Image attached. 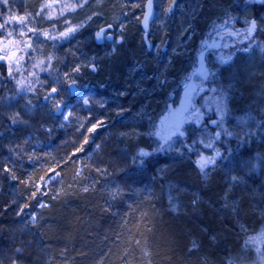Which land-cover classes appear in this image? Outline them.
Listing matches in <instances>:
<instances>
[{"label": "rangeland", "instance_id": "1", "mask_svg": "<svg viewBox=\"0 0 264 264\" xmlns=\"http://www.w3.org/2000/svg\"><path fill=\"white\" fill-rule=\"evenodd\" d=\"M146 1L9 0L8 5L1 7L2 9L11 10V13L15 15L23 16L26 13H30L29 23L32 26L44 27V32H48L52 37H58L59 33L66 31L69 27L82 25L67 39L58 38L53 40L44 36L39 37V39L34 38L37 41L34 40L33 53L28 56L27 54L21 56L19 53L17 57H23L19 64L28 62V68L23 70L21 74L26 73L30 77L28 79V77L22 75L24 84L16 89V95L6 107L7 117L6 121L3 122L6 125L3 127V123L0 124V161L7 160L6 153L10 149L13 155L20 156L24 152L21 146L23 140L33 138L34 143L37 145L31 149L30 156L27 158V162L30 165L28 169L25 168L28 177L24 181H20L22 183H17L15 180V187H13L15 193H12L14 198L21 191L24 193L27 191L32 196L30 199L41 197L39 201L44 202L42 198L49 191V187L51 189V186L52 188L56 186L55 183L58 181L59 174L56 169H53L54 164H49L58 158L52 139L57 140L56 133H58V130L64 127L68 128V124L72 126H74V123L80 126L82 124L86 125L85 129L83 127L81 129L87 131L92 124L96 123V120L104 121L103 126L98 127L92 133L87 131L84 134V138L80 136L73 145V147L79 148L83 144L85 137H90L88 143L83 144V151L78 152L79 162L77 163V170H79L80 175L88 167L89 171L93 170L96 173L98 172L97 169L105 170L107 174H104L103 177L107 175L114 177L119 174L120 167L126 166L131 172L135 166L139 165L138 161L135 160L134 153L141 146V142H139L141 137L145 139L144 135L151 131L156 116H153L155 110L149 105L150 103L135 101L137 96L150 98L154 94L159 97V90L162 88L160 84L164 80L166 84L176 87L180 76L185 75L195 62L194 55L196 51L200 50V38L197 34L202 29L204 30L206 26L210 24L216 25L217 22L202 21L199 18L201 15L194 14L200 6L217 4L214 0H175L171 11H168V7L169 4L173 3V0H153L155 16L150 24L147 37L144 39L145 31L140 26L145 12ZM231 3L236 8L237 20L244 25L240 24L238 28H229L228 26L219 28L216 36L210 40L212 41L210 45L201 54H197V65L199 68L201 66V68L195 73L192 72L191 80L193 82L191 87L189 82L187 91L179 97L182 103L180 105L181 109L177 110V112L181 113V115L187 114L184 122V131L189 134L192 146L204 149L206 154H210V149H217V145L224 137L234 140L236 143L238 142L237 149L229 151L222 164L224 169H228L229 181L230 184H233L238 181L253 182L254 179L261 177L264 179V37L260 36V30L252 33L249 38H245L247 34L244 32L247 27L245 21L251 20V14L256 11V8L263 10L262 14L255 19H257L258 28L264 29V7L260 6L263 4L260 0H245L242 3L232 0ZM80 4H83V7H73ZM188 4L189 8L186 7ZM96 11L99 15H97ZM190 11L192 12L190 13ZM93 20L98 21L97 24L93 23ZM108 24L113 26L110 31L114 37L107 39L105 36L102 42H94L95 32L101 25ZM93 25L95 28L92 32H89ZM228 28V32L223 33ZM19 31L21 29L16 28V33ZM237 32H239V35L236 34ZM224 34H226V38H224ZM141 41L147 44L146 49L156 55L155 57H158L159 61L163 60L165 65L159 71L153 69V75L159 81L146 87L144 85L142 87L141 81L135 77L134 69L127 76L121 77L118 72L116 73L113 65L115 63L117 66L122 65L121 58L125 52H128L127 47L133 42L139 46ZM245 49L247 50L245 51ZM140 52L141 56L136 57L132 62L136 70L144 65L142 63L144 60L140 57L145 59V52ZM127 56L129 57V55ZM123 59L125 60L124 57ZM39 61H43V64L40 67H34ZM92 65L95 66L94 70L91 67ZM105 65L106 73L103 74V78L104 81L111 83L109 85L110 91L113 88L118 93L121 92L119 96L121 94L126 96V93H131L130 96H134L132 100L119 104L122 108L119 110L118 120L116 118L112 120V117L106 112L112 105L110 101L123 102L124 100L115 98L103 99L96 95L97 90L94 82L97 79H101V72ZM76 67L80 68L79 72L72 71ZM88 68L93 70V72L90 73ZM33 73L34 75L35 73L37 74L35 81L31 77ZM65 73L70 74L69 79L65 78ZM202 78L211 81V85L205 94L203 93L204 96L203 94L202 96L205 103L208 104L205 109L212 110V117L195 127L192 126L191 118L194 111H189L188 104L190 97H192L190 94L191 90L192 92L194 90V92L199 91L202 93V88L205 86V81ZM72 80H75V85L79 88V94L76 96H70L68 85ZM29 87L31 88L30 91L28 90ZM52 88H56L57 93L52 94V98L46 99ZM176 88H178V85ZM36 89L41 90L39 96L36 93ZM85 98L88 99V104H84ZM54 101L62 102L64 105L59 114H57ZM107 104V109H104ZM73 107H76L77 112L79 111L80 122L73 116ZM98 110H102V112H97ZM81 111L86 113L82 114ZM69 112L72 115L68 120H65L64 116L68 115ZM15 113H19L21 120L26 123L18 122L12 124L9 118ZM172 114H174V111ZM40 116H43V118ZM29 118H32L30 120L31 124L26 126L29 125ZM72 119L75 121L73 120L74 122H72ZM213 120L217 121V124H213ZM109 126L111 129L112 127L117 129L116 131L113 130L115 134L119 133L117 135L119 156L116 159L114 169L100 167L95 160L98 156H105L102 153V146L103 139H108L112 135ZM38 129L43 131L44 135ZM217 132L220 133L218 138H216ZM229 132L232 135H227ZM180 139L181 137L171 136L168 140L167 150L174 148L177 151H181L182 142ZM146 144L154 147L152 140L146 141ZM207 144H212V147H205ZM17 145L22 149L19 154L13 151ZM37 149L42 150V155L39 156L34 153ZM240 150L244 152L238 156ZM72 153L73 151L69 154L71 155ZM81 158L86 162H80ZM6 163L8 164V162ZM6 163L3 162V164ZM2 166L0 165V167ZM10 166L15 169L13 163ZM41 166L46 167V173L38 177H32L34 169ZM98 173L101 174V172ZM53 176L55 177L54 179H49V177ZM89 176L86 173L82 180H78L79 182H76L77 184L75 183L74 186L89 188V185H94L95 181H90ZM234 176L237 177L235 181L232 179ZM5 179L12 183L13 179L8 174L0 172V188L6 182ZM110 190L113 191L114 189L110 188ZM198 191L197 188H194L193 192L195 194ZM254 193L257 194V192ZM201 198V193H198L196 195V203ZM253 198L255 199V202L253 201L255 203H253L255 212H252V215L254 213L255 216L254 219L250 218V220L240 218L238 205H222L225 208L233 209L234 213H231L235 214L236 220L239 216L238 221H235V223L238 222L237 231L241 234V237L236 242L238 245L233 244V246L238 248V251L233 253L234 256L227 255L226 257L229 264H262V261H264V255L259 253L264 251V242L256 243L255 246H245V241L248 237L259 236L264 230V192L253 195ZM13 202L15 208L13 212L10 211V214L15 213L17 220L10 219L7 233L1 232L6 236L4 240L8 238L7 241L10 242L6 245V257L1 259H3L4 264H9L10 258H18L20 264H30L26 262V257H24L28 253L21 256L15 252L17 247L22 248L17 232L22 224L26 225V227H31V225L38 223V210H33L32 207H29L30 203L23 201L21 194ZM40 206L38 203L36 208ZM173 206L177 207L176 204ZM200 206L202 205L200 204ZM200 206L197 210L192 209L193 215L197 216L199 214ZM250 214L251 212L248 213V215ZM33 217L36 218L35 223H33ZM18 220H20L21 225H19ZM254 221L261 228L253 227ZM240 225H244V230L241 229ZM200 227L202 231H205L203 226ZM38 249V254H40L42 249L41 247ZM233 249L235 251V247ZM46 262L47 264H54L49 259ZM34 263L37 264V261ZM63 264H71L69 256ZM121 264L135 263L124 260Z\"/></svg>", "mask_w": 264, "mask_h": 264}, {"label": "trees", "instance_id": "2", "mask_svg": "<svg viewBox=\"0 0 264 264\" xmlns=\"http://www.w3.org/2000/svg\"><path fill=\"white\" fill-rule=\"evenodd\" d=\"M236 2L242 3V1L239 0H236ZM262 2L263 4L260 6L264 7V0H262ZM10 13L11 10L2 9L0 7V14H2L0 15V23H3L4 18ZM97 22L98 21L93 20V23L97 24ZM236 23L237 22L234 23L233 20L227 19L224 24H230L233 25L234 28H238L240 24L236 26ZM224 24H210L206 26L204 30L202 29L203 31H199L200 33L197 34V36L200 38V50L196 51L194 55L195 62L187 70L186 74L180 76L177 82L178 88H176L177 85L174 87L170 84H166L164 80V82L160 84L162 88L159 90V97H156L154 94L150 96L152 101L149 105L155 110L156 114L153 113V116H156L154 119L155 122L151 131L144 135L145 139L140 135L141 139L139 142H141V146L138 148L137 152L134 151V156L139 164L141 162V158L139 157L141 149L149 154L154 152L155 149H159L163 153L166 151L168 156H175L172 162L164 168L166 169L164 174L158 175L157 172H149V176H146L137 186L126 190L122 195H117L115 198L110 196V199L106 201L109 196L108 193L111 191L107 185L113 183L112 177L109 175L103 177V175L98 172L96 173L93 170L89 171L88 167L84 169L81 175L75 177L74 170L77 168V159L79 162V153L76 151L77 148L73 147L74 143H69L73 139L71 137V133L73 132L71 130L69 131V129L73 126L68 124V128L64 127L58 130V133H56L57 137L59 134H64L70 149L64 150L59 154L56 149L58 158L49 163L54 164L53 169H56L59 174L58 181L55 183L59 186L56 192H54L53 189L56 186L53 188L51 186V189L49 187V191L42 198L44 202H47V206L38 208L39 220L37 224L44 229V232H42L43 239L41 240V253L43 257L48 258L54 264H63L68 256L70 257L71 264H121L124 260L129 262L132 261L135 264H182L183 261H186L188 264H227V255L234 256L233 253L237 251V247L233 246V244H238L235 240L239 241L238 239L241 237V234H239L234 227L236 216L232 214L234 213V211H232L233 209L229 207L225 208V206L217 204L219 201L217 199V194L225 189V183H229L230 189H228V191L230 201H228V205H238L239 212L243 214L255 212V207L249 208L245 205L255 202L253 195L264 192V183L260 182V184L258 180L255 179L254 181L259 184H256L254 181L253 184H251V181H238L230 184L229 175L227 173L228 169H224L222 164L226 158V154L231 150L234 151L237 149L238 142L236 143L234 140L224 137L217 145V149H210V154H206L204 149L198 146H192L189 134L184 131V122L187 114L181 115V113L179 114L177 112V110L181 109L180 105L182 103L179 97L187 91L186 89H188L187 87L193 75L192 72L195 73V71L199 70V67H197V54H201L202 51L210 45L212 42L210 40L216 36V32L219 28L223 27ZM16 28L23 30L25 35H19L21 31L16 33ZM28 28H33L28 20L24 22L23 29L17 22H11L7 27V31L13 32L11 39L20 42L19 51H17L16 46L11 47V51L16 53V58L19 53L21 56L24 54L28 56L33 53L35 36L33 33L27 31ZM225 32L228 31H224L223 33ZM224 38H226V34H224ZM6 39L8 38L0 35V41ZM26 42L31 43L30 48L26 47ZM0 47H2V44H0ZM146 48L147 44L142 41L139 46L133 42L127 47L128 52H125L123 56L126 62L122 57V65L117 66L116 63L113 64L114 70L116 73L118 72L121 77L127 76L129 72L134 69V75L141 81L142 87L156 84L159 79L156 80L154 77L153 69L159 71L162 66H165L163 60L159 61L158 57H155L156 55L151 51L149 52ZM140 51L145 52V59L140 57L144 60L142 61L144 65L136 70L132 62L136 57L141 56ZM127 55H129V57ZM16 58H14L11 63L12 77L8 75V62H3V66H0V123L3 120L6 121V107L10 103V100L16 95V89L20 86L17 84V81L22 80L23 76L28 77V79L30 77L26 73L21 74L23 70L28 68V62L17 64ZM103 67L104 69L100 76L101 79L99 80L107 84L108 82L104 81L103 78V74L106 73V65ZM88 71H90V73L93 72V70L89 68ZM31 77L35 81L37 74L35 73V75ZM202 80L205 81L202 93H194V90L190 92V94L194 93L192 98L189 99V111H194L191 118L193 123L192 126L195 127L203 124L208 119V117L206 118L202 114L199 108L203 106L201 96L203 93L205 94L208 87L211 85V81L204 78H202ZM110 84L111 83H108L107 85L109 86ZM165 85L167 86L164 88ZM36 91L39 96L41 90L36 89ZM111 93L114 94L113 96L111 95V97L117 100H124L127 95H129L126 93V96L123 94L119 96L117 90L113 88ZM100 97L103 99L107 98L103 95ZM125 101L126 100L119 102L123 104ZM164 102H167V104L164 105ZM173 102L175 105H173ZM174 106H176V109H173ZM173 111L174 114H172ZM205 111L207 112L206 109ZM97 112H102V110H98ZM199 116H204V118L196 120ZM85 126L83 129H85ZM176 126H179L184 135L181 136L174 132ZM83 129L81 138H84V134L87 132ZM67 132L69 133L65 134ZM157 133H159V135H157ZM170 133L173 134L171 136L181 137V151H177L174 148L167 150L169 139L165 140V137ZM76 136L77 139L80 137L78 134H76ZM89 139L90 137L88 140ZM148 140L153 141L154 147L146 144ZM30 145L31 143L26 142L25 145L21 146H23V149L25 147L27 150ZM217 150L220 152V156L215 155ZM72 151L73 153L70 155L69 152L71 153ZM243 152L244 151L241 152L240 150L238 156ZM201 155L205 157H215V164L208 165L203 172L196 164V161ZM148 156L143 157L142 161L148 160ZM80 162L85 163L86 161L81 158ZM8 164L12 165V162L9 161ZM138 167L139 165L134 168L138 170ZM14 171L17 177V183H21L20 181H24V179L28 177L27 172L25 173L17 169H14ZM46 171V167L44 166L36 168L34 169V175H32V177H38L46 173ZM140 172L144 174L147 171ZM86 173L90 175V179L99 181L98 187L100 188V192L93 191V185H89L88 191L86 192L83 191L84 188L74 186L76 182H79L78 180H82ZM193 173H195L196 176L193 175ZM139 178L141 179L144 177L139 176ZM200 186H206L208 190L207 192H201L203 199L201 198V200L196 203L193 197L187 198L188 193L192 194L194 188ZM141 189L144 190V192H150L149 195L140 199L138 196L140 193H143L140 192ZM50 191L54 192V194ZM254 192H257V194ZM24 194L23 192V195ZM135 195H137V198H135ZM30 201L31 200L26 202L30 203L32 208L37 207L39 201ZM193 201L194 204L196 203L194 206L192 205ZM175 204L177 207L173 206ZM197 204H199V206L201 204L202 206L199 208V214L195 216L192 213V209L194 208L197 210L199 207ZM141 205L142 207L139 210ZM0 208L3 209L0 210V232H5L9 227V220L7 219L6 222L8 225L6 226L2 219V213L6 210L13 211L15 205L14 202L9 205L1 204ZM212 209H216L220 212L219 215L216 214L218 218H215ZM113 210H116L115 215L111 214ZM167 211H171L173 216H175L174 218L178 219L175 223L169 224L171 235H174L177 228L183 229L184 231L183 245L180 244L181 240H174L173 238L170 240L164 239L163 237L161 239L154 238L159 227L157 217L160 215L162 220L168 219L166 216L168 214H164V212ZM130 218L135 219L134 224L133 222H128ZM215 219H218L221 224H216L217 220ZM143 220L152 221L157 227L156 232H148L147 227L145 228L144 226ZM140 221L142 223V228L139 223ZM90 224L93 227L91 230H89L88 227ZM215 225L218 229H214ZM200 226H203L205 231H202ZM255 226H257L258 229L261 228L259 227L260 225L254 221L253 227ZM65 235L68 236L70 242L64 247H61L60 243L62 237ZM189 235H200V238H198L199 240L195 242V248H193V244L189 241ZM232 237H235V239L232 240ZM230 239L231 241H229ZM233 247H235V251ZM46 248L47 250L50 249L53 253L46 251ZM101 248L107 250L105 251L107 252L105 255L106 259L102 263H100V261L98 262L96 256H94L95 249ZM116 249H118V251L115 252ZM166 255H169L171 258L168 262L163 261Z\"/></svg>", "mask_w": 264, "mask_h": 264}, {"label": "bare ground", "instance_id": "3", "mask_svg": "<svg viewBox=\"0 0 264 264\" xmlns=\"http://www.w3.org/2000/svg\"><path fill=\"white\" fill-rule=\"evenodd\" d=\"M214 1H216L217 4L211 5V6H200V7L197 8V12H194V14L195 15H197V14L201 15L202 17L199 16V18L202 21H207V22H211V23H214V22L217 21L216 24L217 23L224 24L227 19H230V20H233L234 22H237L235 24L236 26H238L239 24L244 25L241 22H239L237 20V18H236V8L232 5V3H231L232 0H214ZM239 1L244 2L245 0H239ZM186 7L189 8L190 7L189 4L186 5ZM222 8H223V10H222ZM191 12L192 11H190V13ZM262 12H263L262 9L256 8V11L253 12V14H251V16H252L251 19L257 18L260 14H262ZM96 13H97V15H99V13L97 11H96ZM103 26H105L107 28V25H101L100 27H103ZM226 26H228L229 28H234L233 25H230V24H228V25L224 24L223 27H226ZM91 27H92L91 31H89V32H92V30L95 28L94 25L91 26ZM33 28L36 29L37 34L39 35V37H41L42 33H44V31H45L44 27L40 28V27H37V26L34 25ZM112 28H113V26H112ZM229 28L226 31H228ZM111 29H107V32H109ZM260 32H261L260 36L264 37V31H260ZM83 33H85V32H83ZM34 36H35L34 38L36 39V35H34ZM94 37H95V35H94ZM94 86H95V88L97 90V94L96 95H98V96L103 95V96H106L109 99H113L111 97V95L113 96L114 94L111 93L109 86H107L104 82H102V80H98V79L95 80ZM119 93H121V92H119ZM130 95H131V93L129 95H127V97L124 100H126V101L132 100L134 96H130ZM138 100L141 101V102H147V103H151V101H152L150 98H142V97L140 98V96H137L135 101H138ZM201 102H202L203 106L200 107L199 110L202 112V114L206 118L207 117L211 118L212 117V110H207L206 109L207 110V112H206L204 107H207L208 104L205 103L204 98H202ZM110 104H112V105L110 106ZM110 104H109L110 107L108 108L106 114L110 115L112 117V120H113V118H116V120H118V117H119L118 113H119V110L122 108V107H120L119 104H122V103H120V102H111L110 101ZM166 104H167V102H164V105H166ZM173 105H175V103ZM107 107H108V104L106 105V108ZM173 109H176V106H174ZM8 112L11 113L12 111H8ZM72 113H73V116L77 115L76 116V120L78 122H80L81 121L80 120V115L78 116L79 111L77 112V110L75 109V110H73ZM81 113L84 114L86 112L85 111H81ZM209 115H210V117H209ZM204 116L203 117L199 116V117H197L196 120H201V118H204ZM41 118H43V116ZM46 118H45V120H46ZM31 119L32 118L28 119L29 125H26V126H30V124H31L30 120ZM47 120H49V119H47ZM3 122H5V120H3L0 124H2ZM5 125H6V123H3V127ZM109 129H111L110 126H109ZM41 130H42V128H41ZM41 130H39V131H40L41 134H43V131H41ZM70 130L73 132V133H71L72 134L71 137L73 139L69 143L72 144V143H75L76 140H77L76 134H78V136H81L82 129H81V126L79 124L74 123V126L71 129H69V131ZM113 130L116 131L117 129H115V127L114 128L112 127V129H111L112 135L110 137L111 139L110 138L103 139L102 153L105 156L104 157L98 156L95 159L96 163L98 164V166L103 167V168L109 167L111 169H114L115 168V162L117 161L116 159L119 156V154H118V152H119V149H118L119 148L118 147L119 143H118V140H117V135L119 133L115 134L113 132ZM68 133L69 132H67L65 134H68ZM26 142L31 143V145L29 146V148L27 150L24 147V149H23L24 152L21 153L20 156L13 155V152L10 149V151H8V153H6L7 160L3 161L4 163L11 161L14 164L15 169L21 170V171H23L25 173L27 172L26 169H28L29 166H30L29 162H27L28 161L27 158H28V156H30L31 149H33L34 146L36 147V145H37V144L34 143L33 138L32 139L29 138V140H23L21 145H25ZM52 143L55 144V149H57L58 154L62 153L64 150L70 149V147H68L69 145L67 144L68 142H67L64 134L63 135L59 134V136L57 137V140L52 139ZM22 148H23V146H22ZM34 153L36 155L40 156V155H42L43 152H42L41 149H37V150H35ZM174 157L175 156H168L166 151H164V153L161 150L154 151V152L149 154L148 160H144V161L140 162L138 170L134 168L133 170H131V172H129L130 170H128L126 166H123L122 168L120 167L119 174L117 176L112 177L113 183L111 185L108 184L107 186L109 188L118 190L119 195H122L126 190L137 186L140 182H142L145 179L146 176L148 177L149 176L148 175L149 172H157L158 175L164 174L165 171H166V169H164V168H166V166L169 165L172 162ZM76 162L78 163V159H77ZM18 166H19V168H18ZM77 168H75V170H74L75 177L76 176L78 177L80 175V173L78 172L79 170H77ZM140 171H145V172L147 171V172L143 174ZM139 176L144 177V178L140 179ZM256 179L258 180L259 183L260 182L264 183V179L262 177L261 178H256ZM5 180H6V182H4L2 184V186H1V188H0V205L1 204H4V205L11 204L20 194H21V198L23 197L22 198L23 201L31 200L30 202H32L34 200L39 201L41 199V197H37L35 199L34 198L30 199L32 196L30 194H28L27 191L25 192L24 195H23V192L21 191V193L16 195V197L14 198V194H12V193H15V191H13V187H15V180L16 179L12 180V183L8 182V179H5ZM89 180L93 181L90 178H89ZM16 182H18V181H16ZM98 182L99 181H97L95 179V183H94V185L92 187L93 191L100 192V188L98 187ZM255 183L259 184L257 182H255ZM251 184H253L252 181H251ZM58 186L59 185H56V187L53 188L54 192L57 191ZM224 188L225 189L221 190L220 193L217 194V199L219 200L217 202V204H219L221 206L225 205V204L228 205V201H230V199H229V191H228V189H230L229 183H225V187ZM197 189L199 191L197 193H195V194H194V192H192V194L188 193L187 194V198H192L193 197V200L195 201L196 200V195H198V193L207 192L208 191L206 186H200ZM50 192L54 194V192H52V191H50ZM140 192H143V193H140ZM140 192H139L140 194H139L138 198L141 199L144 196L149 195L150 191L144 192V190L141 189ZM110 193H112V192L110 191ZM110 193H108L109 196H108L106 201H108V199H110V196H111ZM135 198H137V195H135ZM194 201H193V204H192L193 206H194ZM39 204L41 205L39 208H41V207H43L42 205H46L47 202L39 201ZM108 206H110V205H108ZM245 206L249 207V208L254 207L252 202L247 204V205H245ZM29 207H31L30 204H29ZM141 207H142V205L139 207V210L141 209ZM32 209L33 210H38V208H36V207H34ZM107 209H109V208H107ZM0 210H3V209L0 208ZM212 210L214 211L215 218H218V215H219L220 212L217 211L216 209H212ZM115 213H116V210H113V212H111L112 215H115ZM164 214L165 215L168 214V215H166L168 217V219H163L162 220V217H160V215L157 217L158 218V223H159V227H158L157 232H156V228H157L156 225L150 220H143L145 228L147 227L148 232H156V234L154 236V238H156V239L157 238L161 239L163 237L164 239L170 240L171 238H173L174 240H181L180 244L183 245V241H184V231H183V229L181 230L180 228H177V231L174 232V235H171L170 228H169V224L175 223L178 219L174 218L175 216H173V213L171 211L164 212ZM216 214H218V215L216 216ZM11 216H12V218H11ZM239 216H240V218H246V219H250L251 218V219H254L255 215H254V213L252 215V212H251L250 215H248V213H245V214L240 213ZM239 216H238V218H239ZM8 217H10V218H8ZM212 217H213V215H212ZM238 218H237L236 221H238ZM2 219H3L4 224H6V226H7L8 225L7 222H6L7 219L8 220H10V219H16L17 220V216L15 215V213L10 214V211L6 210L4 213H2ZM215 220H217L216 224H218V225L221 224V222L218 221V219H215ZM18 222H19V225H21L20 220H18ZM128 222H133V224H134L135 219L134 218H130ZM139 223H140V226L142 228L141 221ZM88 227H89V230L93 229L91 224L88 225ZM214 227H215L214 229H218L216 225ZM234 227L237 230L238 222L235 223ZM5 232L7 233V230ZM42 232H44V229H43V227H40L39 224L31 225V227L30 226L26 227V225L22 224L20 226L19 231L17 232L18 240L21 242L20 246H22V248L24 249L23 253H19V254L21 256H24L25 253H28L27 255L25 254L24 257H26V262H28L30 264H35L34 263L35 261H37V264H47L46 260H48V258L43 257L41 251H40V254H38V251H39L38 248H40L42 246V242H41V240L43 239ZM199 234H201V233H199ZM4 235L5 234L0 232V259L2 257H6V252H7V250H6L7 246L6 245H7V243H10V242L7 241L8 238L6 240H4L5 239L4 237H6ZM198 238H200V235L199 236L189 235V241L192 244L195 243L196 241H198L199 240ZM231 239L234 240L235 237L234 238L232 237ZM231 239L229 241H231ZM10 241H12V240H10ZM235 241L237 242V240H235ZM68 242H70V239L68 240V236L65 235V236L62 237L60 246L64 247L65 245L69 244ZM25 245H26V247H25ZM47 248H46V251H48L49 253H53V252H51L50 249L47 250ZM105 251H107V250H104L102 248L101 249H95L94 256H96L98 262L100 261V263H102L106 259L105 255L107 254V252H105ZM116 251H118V249H116L115 252ZM237 251H238V248H237ZM103 254H104V256H103ZM170 260H171V258H170L169 255H166V257H164V259H163V261H166V262H168ZM226 262H227V264H229L227 259H226ZM182 264H188V263L186 261H183ZM204 264H207V263H204Z\"/></svg>", "mask_w": 264, "mask_h": 264}, {"label": "snow or ice", "instance_id": "4", "mask_svg": "<svg viewBox=\"0 0 264 264\" xmlns=\"http://www.w3.org/2000/svg\"><path fill=\"white\" fill-rule=\"evenodd\" d=\"M8 3H9V0H0V7L8 5ZM152 4H153V0H148V3L146 5V7L148 8V11H146L144 13V23H145V25L147 24L148 18L151 15ZM174 4H175V0H173V3L169 4L168 11L172 10ZM77 6L78 7H83V4L74 5L73 7H77ZM66 7H67V5H66ZM0 15H2V14H0ZM29 16H31L30 13H26L23 16H19V15H15V14H11L10 13L6 18H4V22L0 23V35H3V36L8 38V39H6L4 41H0V44H2V47H0V53H2V54H0V66H3V62H8V64H9L8 75L10 77H12L11 63H12L13 59L16 58V53L11 51V47L12 46H16L17 47V51H19V43L20 42L11 39V37L13 36V32L7 31V27H8V25L11 22H17L21 26V28L23 29L24 22L28 20ZM89 19H91V17H89ZM245 23L247 25V27L244 29V32L247 34L245 38H249L252 33L256 32L258 30L264 31V29L258 28V22H257V19H255V18H253L251 20H246ZM81 26L82 25H78L76 27H69V28L66 29V31L59 33L58 37H52V36L49 35L48 32H44V33H42V35L44 37H47L48 39H53V40L58 39V38L59 39H67L71 34L76 32L78 30V28L81 27ZM121 27H123V25H121ZM111 28H112L111 24L107 25V29H111ZM27 31L30 32V33H33L34 35H36V38L39 39V35L37 34L36 29L28 28ZM236 34L239 35V32H237ZM19 35L24 36L25 32L23 30H21ZM110 35H111L110 32H106V29L104 27H101L95 33V38L99 41V40L105 38V36H110ZM121 39H122V37H121ZM26 47L30 48L31 47V43L26 42ZM246 50L247 49H245V51ZM21 59H23V57L16 58V63L19 64V61ZM42 64H43V61H39L36 65H34V67H40ZM91 67L93 68V70L95 69L94 65H92ZM72 71L73 72H79L80 68L76 67V68L72 69ZM32 75H34V73ZM65 78L69 79L70 78V74L69 73H65ZM71 83L75 84V80H72ZM17 84L18 85H23L24 81L23 80L17 81ZM28 90L30 91L31 88L29 87ZM55 93H57V89L56 88H52L50 90L49 96H47L46 99L52 98V94H55ZM83 102H84V104H88L89 101H88L87 98H85ZM54 104H55V107H56L57 111H59L62 107H64L62 102L54 101ZM71 115H72V113L69 112L68 115L64 116V119L68 120ZM9 119H10L12 124H16L18 122L26 123V122L21 120L19 113L13 114ZM212 123L213 124H217V121L213 120ZM103 124H104L103 120H96V123L92 124L91 127H89L87 129V131L89 133L95 132L96 129L98 127H100V126H103ZM81 127H84V125L82 124ZM174 132L178 133L181 136L184 135V133L180 130L179 126H176V128L174 129ZM122 135H124V134H122ZM157 135H159V133H157ZM171 135H172V133H170L167 137H165V140L170 139ZM227 135H232V133L229 132V133H227ZM219 136H220V133L217 132L216 133V138H218ZM86 143H88V138L87 137H85V140H84L83 144H86ZM83 144H81L80 147L76 149L77 152L83 151ZM97 147H99V146L97 145ZM205 147H212V144H207V145H205ZM21 150L22 149H21V147L19 145H17L16 148L13 149V151H15L17 154H19V152ZM158 150L159 149H155L154 151H158ZM148 155H149V153H147L143 149H141L140 152H139V157L141 158V162H142V158L145 157V156H148ZM215 155L216 156H220V152L217 150ZM29 159H31V157H29ZM196 164L198 165V167L203 172L204 169L208 165H214L215 164V157H211V156L210 157H205V156L201 155L200 158L196 161ZM0 165H3L2 167H0V172L8 174L11 177V179H13V180L17 179L15 171H14V168L12 166H10L9 164H3L2 161H0ZM97 171L101 172L102 175L107 174L105 170L97 169ZM54 178H55L54 176L53 177H49V179H54ZM41 179H43V178H41ZM232 179L235 181V180H237V177L234 176V177H232ZM83 191H85V192L88 191V188L85 187L83 189ZM33 195H35V193H33ZM110 195L113 198H115L117 195H119V192H118V190L114 189L112 191V193H110ZM42 206L46 207L47 205H42ZM32 219H33V223H35V219L36 218L33 217ZM240 227H241L242 230H244V225H240ZM258 242H264V230H262V232L259 234V236H254V237L250 236V237H248V239L245 241V246H255V244L258 243ZM195 247H196V245H195V243H193V248H195ZM23 251H24V249L20 248V247H17L15 249L16 253H23ZM262 255H264V254H262ZM0 264H4L3 259H0ZM9 264H20V261H19L18 258H15V259L10 258L9 259Z\"/></svg>", "mask_w": 264, "mask_h": 264}, {"label": "water", "instance_id": "5", "mask_svg": "<svg viewBox=\"0 0 264 264\" xmlns=\"http://www.w3.org/2000/svg\"><path fill=\"white\" fill-rule=\"evenodd\" d=\"M258 1V0H257ZM147 3H148V0H147V2H146V4H145V12L146 11H148V8L146 7V5H147ZM154 6H153V4H152V9H151V15L149 16V18H148V21H147V24L145 25V23H144V16H143V19H142V23H141V25H142V28L145 30V31H148V29H149V23L151 22V20L153 19V17H154ZM144 12V13H145ZM106 30H107V28L105 27V26H103ZM145 36H146V34H145ZM111 38H113V35L111 34L110 36H107V39H111ZM96 41L97 42H102V39L101 40H97L96 39ZM70 88H71V93L72 94H75L77 91H78V88L74 85V84H72V83H70Z\"/></svg>", "mask_w": 264, "mask_h": 264}]
</instances>
